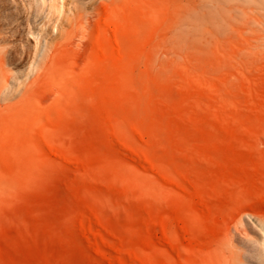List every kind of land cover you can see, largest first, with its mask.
<instances>
[{
	"label": "rangeland",
	"instance_id": "1",
	"mask_svg": "<svg viewBox=\"0 0 264 264\" xmlns=\"http://www.w3.org/2000/svg\"><path fill=\"white\" fill-rule=\"evenodd\" d=\"M1 90L0 264H264V0H0Z\"/></svg>",
	"mask_w": 264,
	"mask_h": 264
},
{
	"label": "bare ground",
	"instance_id": "2",
	"mask_svg": "<svg viewBox=\"0 0 264 264\" xmlns=\"http://www.w3.org/2000/svg\"><path fill=\"white\" fill-rule=\"evenodd\" d=\"M58 13L59 9H56V14ZM56 19H58L57 16ZM63 20L64 17L59 20L55 35L51 36L49 40L39 42V46L34 53L35 73L27 88L14 101V104H26L31 112L37 110L38 106L42 104L40 98L33 96L31 93L34 89L36 90L35 87L47 89L50 94L49 98L46 97V99H49V104L56 103L59 106H68L70 102L66 98V93L71 92L70 85L80 84L72 68V63L69 61V57H66L71 49L69 45L72 44L71 37L73 28L71 25L67 26L68 18L65 23H63ZM80 35L79 40L75 43L76 47H79L83 44V41L88 39L83 29ZM91 64V57L87 54L84 67L82 69L80 68L81 76L88 73Z\"/></svg>",
	"mask_w": 264,
	"mask_h": 264
}]
</instances>
